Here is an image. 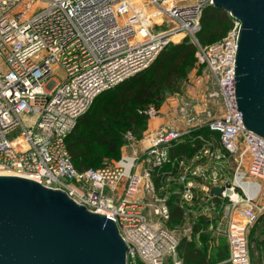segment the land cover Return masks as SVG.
Masks as SVG:
<instances>
[{"label":"built area","instance_id":"1","mask_svg":"<svg viewBox=\"0 0 264 264\" xmlns=\"http://www.w3.org/2000/svg\"><path fill=\"white\" fill-rule=\"evenodd\" d=\"M208 5L213 0H0V170L61 190L111 218L127 246L125 264H184L175 235L144 212L147 192L154 214L170 217L167 196L154 191L151 173L169 171L166 180L174 178L164 169L174 165L181 208L198 185L210 193L222 188L211 196L223 204L227 261L251 264L248 235L264 213L257 180L264 182V136L245 127L237 105L240 21L229 14L233 23L225 36L205 46L197 40ZM184 36L217 87L222 114L205 127L219 148L214 137L200 134L190 157L172 156L196 127L184 122L155 129L138 153H125L111 166L78 170L65 141L78 117L99 93L147 68ZM142 158L148 162L143 172ZM230 162L232 178L225 180Z\"/></svg>","mask_w":264,"mask_h":264},{"label":"water","instance_id":"2","mask_svg":"<svg viewBox=\"0 0 264 264\" xmlns=\"http://www.w3.org/2000/svg\"><path fill=\"white\" fill-rule=\"evenodd\" d=\"M240 21L235 91L246 128L264 136V0H213ZM221 187L211 193L220 195ZM115 222L65 192L0 175V264H125Z\"/></svg>","mask_w":264,"mask_h":264},{"label":"rangeland","instance_id":"3","mask_svg":"<svg viewBox=\"0 0 264 264\" xmlns=\"http://www.w3.org/2000/svg\"><path fill=\"white\" fill-rule=\"evenodd\" d=\"M183 38L185 36L181 39ZM188 39L191 40L189 37ZM55 76L60 79L62 73L56 71ZM162 96L160 102L150 103L138 110L141 115L145 116L144 125L119 128L122 140L117 153L109 152L105 148L93 144V150L98 154V158L95 159L97 164L90 165V167L111 166L125 153H138L141 140L159 126H181L184 122H187V125L194 124L197 127L190 130L181 143L187 145L186 151H183L186 157H190L195 152L200 134L205 137H214H211V134L207 131L205 123L212 117L222 114V105L217 95L214 80L206 67L199 63L196 55H194L193 63L185 68L177 88L170 91L165 90ZM157 121L168 123L157 124ZM85 134L90 135L87 131H85ZM214 140L216 144L213 148L218 149L217 138L214 137ZM175 149H177L176 146ZM80 161L85 160L78 158L76 163L78 164ZM147 168L148 162L145 158H142L139 169L143 172ZM164 169H169L175 177L166 180L169 171L158 173L156 170L152 172L151 179L154 182V191L161 193V196L166 195L167 203L171 200L174 205H179L180 193L178 190L180 185L176 176L178 168L174 165L165 166ZM223 169L225 180L231 179L234 164L230 162ZM257 180L262 186L263 194L261 193L260 198L263 197L264 200V182L260 179ZM221 181L222 179L218 182ZM200 182V184L210 185L208 181L201 180ZM254 191L255 189L252 187L249 193ZM150 197L151 195L147 192L143 194L144 212L149 222L169 229L178 239V242L182 240L190 241L193 247L199 248L205 253L208 264H229L227 261L228 241L223 223V204L218 197L211 196L210 190L203 189L201 185L196 186L192 201L183 205L184 215L178 221H169L170 217L164 219L155 215L153 212L154 203H152ZM248 239L252 263L264 264V213L251 227Z\"/></svg>","mask_w":264,"mask_h":264},{"label":"trees","instance_id":"4","mask_svg":"<svg viewBox=\"0 0 264 264\" xmlns=\"http://www.w3.org/2000/svg\"><path fill=\"white\" fill-rule=\"evenodd\" d=\"M232 23V17L224 9L206 6L201 15V28L196 34L198 42L203 46L212 44L226 34ZM195 52L196 45L186 36L170 42L147 68L99 93L65 139L75 167L85 170L97 164L98 154L93 150V144L117 153L122 140L119 128L144 125L145 116L138 110L160 102L165 90L177 88L185 68L193 63ZM176 147L172 156L185 154L186 144ZM78 158L85 161L77 164ZM171 202L168 201L169 221H178L184 210ZM178 254L184 264H208L205 253L193 247L190 241L179 242ZM251 256L250 250L251 264H254Z\"/></svg>","mask_w":264,"mask_h":264},{"label":"bare ground","instance_id":"5","mask_svg":"<svg viewBox=\"0 0 264 264\" xmlns=\"http://www.w3.org/2000/svg\"><path fill=\"white\" fill-rule=\"evenodd\" d=\"M1 174H3V175H4V174L13 175L12 173H9V172H6V171H1V170H0V175H1Z\"/></svg>","mask_w":264,"mask_h":264},{"label":"crops","instance_id":"6","mask_svg":"<svg viewBox=\"0 0 264 264\" xmlns=\"http://www.w3.org/2000/svg\"><path fill=\"white\" fill-rule=\"evenodd\" d=\"M164 122V123H163ZM166 121H157L156 123L158 124V123H163V124H166V123H168V122H166ZM159 127H161V126H159ZM159 127H157V128H159ZM157 128H155V129H157ZM154 130V129H153Z\"/></svg>","mask_w":264,"mask_h":264}]
</instances>
